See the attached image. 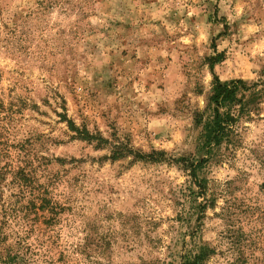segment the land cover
<instances>
[{
	"label": "rangeland",
	"instance_id": "rangeland-1",
	"mask_svg": "<svg viewBox=\"0 0 264 264\" xmlns=\"http://www.w3.org/2000/svg\"><path fill=\"white\" fill-rule=\"evenodd\" d=\"M213 75L257 87L198 213L180 161L205 157ZM5 165L30 179L1 181L6 245L23 237L34 264H180L196 246L264 264V0H0Z\"/></svg>",
	"mask_w": 264,
	"mask_h": 264
},
{
	"label": "trees",
	"instance_id": "trees-1",
	"mask_svg": "<svg viewBox=\"0 0 264 264\" xmlns=\"http://www.w3.org/2000/svg\"><path fill=\"white\" fill-rule=\"evenodd\" d=\"M213 78L214 81L205 110L194 114L195 125L200 130L197 150L203 152L205 157L199 160L183 159L180 161L190 178L188 191L192 195L193 200L196 201L198 213L203 212L208 206L207 204L214 202L213 196L209 193L208 180L204 176L205 169L210 159L218 151H222L223 147L229 151L237 146L239 137L238 124L249 112L245 94L257 87V84L247 86L242 79L221 82L217 76L213 75ZM138 158L152 162L167 161L163 152H152L151 155H140ZM11 168L10 165L0 166V184L5 174L10 172L12 176L10 185H18L20 190H24L26 185L23 184L24 180H30L28 174H25L22 170L13 172ZM198 199L202 201L199 202L197 201ZM30 203L34 207L36 206L34 199H30ZM40 203L46 205L48 202L43 198ZM20 212V210H17L18 215ZM6 213L7 211L3 212L5 214H2L3 218L7 216ZM4 226V221H0V245L2 247L0 250V263L34 264V257L37 252L34 251L30 244L25 242L23 237H15L14 247L6 245L8 234H5ZM195 236V233H193L194 238ZM207 250L204 246H196L192 250L184 251L180 256V264H203L208 254ZM45 263L50 264L49 261H45Z\"/></svg>",
	"mask_w": 264,
	"mask_h": 264
}]
</instances>
